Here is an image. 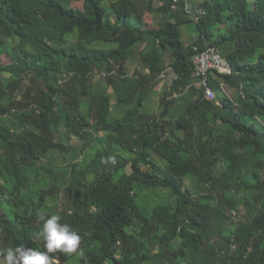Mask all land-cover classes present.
Segmentation results:
<instances>
[{"label": "trees", "instance_id": "trees-1", "mask_svg": "<svg viewBox=\"0 0 264 264\" xmlns=\"http://www.w3.org/2000/svg\"><path fill=\"white\" fill-rule=\"evenodd\" d=\"M105 1L0 0V55L11 52L0 64L8 248L46 251L38 216L56 214L81 236L76 253L49 254L60 264H264V177L247 171L252 162L264 169V0L253 9L247 0H188L205 11L197 23L171 0L156 9L149 0ZM154 9L158 25L141 28ZM183 24L197 31L188 44ZM148 37L152 62L130 74ZM194 47L216 48L233 69L207 76L215 101L193 84ZM167 69L175 78L156 99ZM160 191V203L139 204V193L155 202ZM181 229L198 247L181 246Z\"/></svg>", "mask_w": 264, "mask_h": 264}, {"label": "clouds", "instance_id": "clouds-1", "mask_svg": "<svg viewBox=\"0 0 264 264\" xmlns=\"http://www.w3.org/2000/svg\"><path fill=\"white\" fill-rule=\"evenodd\" d=\"M38 219L42 221V228L36 233L37 238L43 241L46 251H36L17 247L9 248L0 259V264H58V260L49 254L62 253L71 255L76 253L81 236L67 223H60L61 217L53 214L45 216L39 214Z\"/></svg>", "mask_w": 264, "mask_h": 264}, {"label": "rangeland", "instance_id": "rangeland-1", "mask_svg": "<svg viewBox=\"0 0 264 264\" xmlns=\"http://www.w3.org/2000/svg\"><path fill=\"white\" fill-rule=\"evenodd\" d=\"M248 1V7H249V9H253V7H254V4H253V1L254 0H247ZM109 3H110V0H106L105 1V4H106V6H108L109 5ZM72 4V6L73 7H77V8H81V2H77V3H71ZM110 19H111V22H113L115 19H114V17H113V15H111L110 14ZM161 20V18H160V16L159 15H157L156 17H147V23L149 24V26H156V25H158L157 23H159V21ZM134 23V21H132V24ZM143 24V23H142ZM141 24V25H142ZM144 26V25H143ZM181 27V26H180ZM185 27H189L190 29H194V30H196V28H195V26L193 25V24H187V25H183L182 27H181V31H182V40H183V42L184 43H186V44H188V43H190L191 42V40H193V38H195L196 37V34H193V36H191V38H187V37H185L184 35H183V32H184V29L183 28H185ZM192 33H193V31H192ZM32 50H35V48L32 46ZM140 53V51H135L134 53H133V55L131 56V58H130V61L132 60V61H135V62H137V65H136V67H137V69H138V66H139V54ZM166 64L168 63V59L166 58ZM4 64V63H3ZM130 64L132 65L133 63L131 62V63H129V66H130ZM3 75V74H2ZM1 75V76H2ZM96 79H98L97 77L95 78V80ZM166 81L163 83V85H162V87L159 89V91H157L159 94V96H161L162 94H163V92L165 91V90H167V88H168V86H169V81H170V78L167 76L166 77V79H165ZM103 81V80H102ZM97 82V81H96ZM99 83V82H98ZM27 84H28V82L27 81H24V83H23V86L25 87V86H27ZM158 90V89H157ZM227 91V94H228V96H232L233 98L235 97V93L231 90V89H228L227 88V86L225 87V92ZM4 93V92H3ZM156 96V99L159 97V96ZM152 96H154V94H152L150 97H152ZM158 104V103H157ZM157 104H155V102H151V101H149L148 102V104H145V108H146V111L147 112H153V111H155V107H154V105H156L157 106ZM115 110V109H114ZM115 114V113H114ZM113 114V115H114ZM115 117H117L116 116V114L114 115ZM93 137V134L92 133H88V135H87V139L88 140H90L91 138ZM86 140V139H85ZM69 143L70 144H72L73 146H75V147H77V148H80V147H82V145L80 146V144H82L81 142H80V140H78V139H76V138H73V139H71L70 141H69ZM87 152V151H86ZM53 157H54V155H53ZM152 159H153V161H155V162H158V163H161V160H160V158L156 155V154H153V155H151L150 156ZM82 158V155H79V157H77V159L78 160H80ZM142 162L145 164V162H147L146 161V156L145 155H143L142 156ZM43 163H47L46 161H44L43 160ZM161 166H163V164L161 165ZM142 167H145V165H142ZM247 171L250 173V174H252V175H257V174H259V175H261V176H263L264 177V169L263 168H261V167H258L257 165H256V163H254V162H252L251 164H249L248 165V167H247ZM124 172L125 173H129L130 172V169H129V167H127L125 170H124ZM143 181V180H142ZM144 182V181H143ZM61 193V192H60ZM166 195H167V193L165 192V191H160L159 192V195H157V197H159V198H157L156 199V201L155 202H153V201H151V199H150V197H149V193H147V192H141V193H139V197H138V200H139V204H141V205H154L155 203H160L162 200H163V198L164 197H166ZM161 198V199H160ZM54 202V201H53ZM52 202V200H50V199H48L47 200V203L48 204H52L53 203ZM56 204V203H55ZM180 244H181V246L182 247H185V248H196V247H198V244H199V240L196 238V237H194L193 235H191V234H189V233H187V232H184V231H182V230H180ZM0 244H1V246L5 249V253H6V251H7V249H9L8 248V239L6 238V236H5V234L4 233H2L1 231H0ZM0 259H3V257H1ZM58 264H60V263H58Z\"/></svg>", "mask_w": 264, "mask_h": 264}, {"label": "built area", "instance_id": "built-area-1", "mask_svg": "<svg viewBox=\"0 0 264 264\" xmlns=\"http://www.w3.org/2000/svg\"><path fill=\"white\" fill-rule=\"evenodd\" d=\"M148 1V0H146ZM153 7L159 8L164 5L163 0H149ZM181 0H171V10H183L190 19L197 23L199 18L205 15V11L198 7H192L188 4V0H183V6L180 5ZM181 6V7H180ZM195 53L191 58L194 67V85H199L204 88L203 97L208 101H215V93L208 87L207 76L209 74L231 75L233 69L225 57H223L216 48L207 47L204 50H198L194 47ZM226 85L220 83V89L225 94Z\"/></svg>", "mask_w": 264, "mask_h": 264}, {"label": "crops", "instance_id": "crops-1", "mask_svg": "<svg viewBox=\"0 0 264 264\" xmlns=\"http://www.w3.org/2000/svg\"><path fill=\"white\" fill-rule=\"evenodd\" d=\"M156 9V8H155ZM155 9H154V12H151V14L149 15L150 17H156L157 15H159L158 13H155ZM148 16V17H149ZM160 16V15H159ZM146 20L143 22V24L142 25H140V27L141 28H144V26H145V24L148 22L147 21V17L145 18ZM158 24V23H157ZM144 25V26H143ZM183 25H187V24H183ZM183 25H181V27L183 26ZM148 27H154V26H149L148 25ZM181 27H180V29H181ZM184 29V32H183V35L185 36V37H189V38H191V36H193V34H196V36H197V31L196 30H194V29H190L189 27H185V28H183ZM192 31H193V33H192ZM181 35H182V31H181ZM196 38V37H195ZM195 38H193V39H195ZM151 43H152V38L151 37H148V38H145V42L141 45V47H138V48H136V50L135 51H140V53L138 54L139 55V66H138V69H137V67H136V65H137V62H135V61H128V67H129V73L131 74L134 70H138V71H140L142 74H145L147 71H146V69L147 68H145V66H143L142 65V62H144V63H146V64H149V63H151L152 62V59H151V57L150 56H148V55H146L145 53H143V51L144 50H146L148 47H149V45H151ZM28 50L29 51H34V50H32V46H28ZM133 63L132 65L130 64V66H129V63ZM4 63V64H3ZM11 63V52H7V53H4V54H2V55H0V64H1V66H5V65H8V64H10ZM98 76L100 77V75H97L96 74V77L98 78ZM169 77L170 78V81H169V84H170V82L172 81V79H174L175 78V74L170 70V69H167L165 72H163L161 75H160V83L157 85V87L155 88V91H159V89L162 87V85H163V83L166 81L165 79H166V77ZM158 89V90H157ZM3 93V91H0V98H2L3 96H4V93ZM15 95H16V97H18V98H20L19 97V95H18V92H16L15 93ZM160 95V94H159ZM158 95V96H159ZM225 95L226 96H228V94H227V91L225 92ZM230 99H232L233 97L231 96H228ZM176 101H177V103L176 104H178V102H179V100H180V97L179 96H174L173 97ZM8 114V113H7ZM8 116H9V114H8ZM224 134L226 133H229V130H224V132H223ZM58 140H65V138H64V136H63V134L62 133H59L58 134ZM82 144H80V146H81ZM2 152H4L5 153V149H2ZM220 166H223V163H221L220 164ZM182 230V229H181ZM182 231H184V230H182ZM185 232V231H184ZM178 264H182L183 262H185L184 260H182V259H179L178 258Z\"/></svg>", "mask_w": 264, "mask_h": 264}]
</instances>
